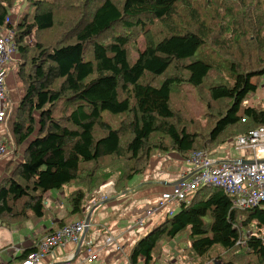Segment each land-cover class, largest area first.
I'll return each mask as SVG.
<instances>
[{
  "label": "trees",
  "instance_id": "16d2710c",
  "mask_svg": "<svg viewBox=\"0 0 264 264\" xmlns=\"http://www.w3.org/2000/svg\"><path fill=\"white\" fill-rule=\"evenodd\" d=\"M20 1L0 0V37L14 33L24 85L14 143L30 141L0 180V224L42 217L45 194L60 189L82 220L102 183L124 192L153 156L214 152L264 126V110L242 107L264 75V0H25L13 23ZM205 45L226 76L191 59ZM184 87L205 101L201 117ZM176 239L186 264H264V207L238 210L202 186L135 243L129 263L155 264Z\"/></svg>",
  "mask_w": 264,
  "mask_h": 264
},
{
  "label": "crops",
  "instance_id": "0c3cea01",
  "mask_svg": "<svg viewBox=\"0 0 264 264\" xmlns=\"http://www.w3.org/2000/svg\"><path fill=\"white\" fill-rule=\"evenodd\" d=\"M18 63L19 55L14 52L3 66L6 72L4 87L8 101L7 116L0 123V138L3 140L13 136L12 125L17 105L24 95V85L17 74ZM8 149L10 148L7 146V152L0 158V178L6 175V168L16 153L13 149L12 155H9L11 153ZM219 152L209 154L219 161L232 159L229 150ZM190 169L185 159L177 153L153 156L143 173L129 181L127 189L132 190L130 193L116 199L114 197L117 194L114 193L108 201L96 206L85 234V239L94 243V258L86 261L88 255L82 249L71 264H130L129 253L145 234L142 230L147 226L154 227L161 219L170 216V212L175 213L179 206L168 204L164 210L152 213L148 217L146 212L159 205L163 193L171 191L179 180L188 177ZM43 205L42 217H32L21 226L0 224V264H23L25 261L21 262L19 257L25 249L37 245L59 228L80 221L69 216L70 206L67 202V191L64 189L46 193ZM138 219H142V227L135 225ZM107 237H111L112 242L107 243ZM169 245L165 247L169 249L168 251L164 249L166 252H163L164 256L161 258L162 254L157 259L162 260V264L176 261L180 252L173 243L171 248ZM76 248L75 244L66 243L53 249L34 264H64L74 255Z\"/></svg>",
  "mask_w": 264,
  "mask_h": 264
},
{
  "label": "built area",
  "instance_id": "2783aa9c",
  "mask_svg": "<svg viewBox=\"0 0 264 264\" xmlns=\"http://www.w3.org/2000/svg\"><path fill=\"white\" fill-rule=\"evenodd\" d=\"M14 33L6 30L0 37V123L7 116L8 101L4 81L6 72L4 64L9 56L16 52L13 41ZM231 143L236 150L249 151L252 154V163H241L240 160L212 158L208 151H198L185 158V162L190 166V175L181 183L172 187L171 191L161 195V201L155 209L148 210L146 216L164 210L168 204L186 202L189 196L205 185H215L220 187L232 198V206L238 210H244L264 204V126H259L248 130L246 133L234 138ZM7 152V142L0 138V158ZM247 161L246 159H242ZM114 183L105 181L96 192L95 199L88 202L83 207V219L67 226H63L52 232L38 243L37 251L30 255L23 264L37 263L46 254L66 243L79 244L80 237L86 225L85 219L90 210L100 203L106 202L114 193ZM169 215H173L170 212ZM137 227L143 226L142 219L135 222ZM111 237L106 238V242H112ZM93 241L84 238L81 248L87 253V260L94 258ZM74 264V263H73ZM168 264H186L181 261L178 254L176 261ZM203 264H214L205 262Z\"/></svg>",
  "mask_w": 264,
  "mask_h": 264
},
{
  "label": "rangeland",
  "instance_id": "374dc122",
  "mask_svg": "<svg viewBox=\"0 0 264 264\" xmlns=\"http://www.w3.org/2000/svg\"><path fill=\"white\" fill-rule=\"evenodd\" d=\"M26 1L25 0H21L19 5L16 6L12 11H11V15H12V22L14 23L13 19H17L18 15L20 13H22L26 8ZM26 42L28 44H33V36H30L26 39ZM141 47V46H140ZM192 60H199L202 61L208 65H219V72H223L224 75L226 76L227 74V70L225 71V69L228 68L227 65V61L220 57L217 53H215L214 51H212L211 49H209L207 47V45L202 46L195 54V56L193 58H191ZM225 71V72H224ZM225 79V77L223 78ZM223 79H219V83H223ZM213 81V80H212ZM211 81V82H212ZM205 89H208V85L207 83L204 85ZM184 91L186 93V95L189 98V105L190 108L192 110V112L197 116V117H201L205 112H206V105H205V101H203L200 96L197 94V92L191 88V87H184ZM254 106H259L262 110H264V75L261 77V79L259 80V86L257 88V90L250 94L242 103V107L243 108H247V107H254ZM30 141V139L27 140L26 143H24L21 146H16L14 143V139L13 136L12 138H8L5 139V142H7V146L10 148L8 149L9 152L11 153V151L14 149L16 151V153L14 154V156L11 157L10 160V164L8 167V169H11L8 174H6L5 176L7 177L8 175H10L9 173H11L12 169L20 162H22V152L24 150V148L26 147V145L28 144V142ZM225 150H229L230 154L232 155V159L231 160H239V159H246V160H252V154L249 151H242V150H236L235 147L233 146L232 143H227L217 149H215V152H212V154H219V151H225ZM9 155H12L9 154ZM12 165V167L10 166ZM7 172V170H6ZM5 176H1L0 180L2 178H4ZM107 181H112L114 183V180L109 179ZM103 184V183H102ZM100 187V186H99ZM129 191L128 193H130L132 190L126 189L125 191ZM127 193V194H128ZM121 194V193H120ZM261 207H264V204L261 205ZM164 220L161 219V222ZM160 222V223H161ZM159 224V223H158ZM156 224V225H158ZM156 225L154 227H156ZM154 227H149L147 226L145 229L142 230L143 233H145L144 235H146L148 232H150ZM143 235V236H144ZM180 238V237H179ZM141 239V238H140ZM178 244L179 248L181 250L185 249L187 246V242L183 241L180 242L179 239H176L174 241V245ZM171 248V244L169 245ZM169 249L165 248V251H168ZM164 251V252H165ZM219 251L218 248H215L214 252L217 253ZM166 253V252H165ZM164 256V254L161 256V258ZM162 260H157L155 264H162L161 262Z\"/></svg>",
  "mask_w": 264,
  "mask_h": 264
},
{
  "label": "water",
  "instance_id": "95a60500",
  "mask_svg": "<svg viewBox=\"0 0 264 264\" xmlns=\"http://www.w3.org/2000/svg\"><path fill=\"white\" fill-rule=\"evenodd\" d=\"M240 162H241V163H252L253 161H248V160H247V161H244V160H240ZM187 178H188V177L182 178V179L179 180L176 184L181 183L182 181H184V180L187 179ZM128 192H129L128 190H127V191H124V192H122L121 194H118L117 196H115L114 198L116 199V198H118L119 196H121V195H125V194L128 193ZM107 201H108V200H107ZM103 203H105V202H103ZM103 203H101V204H103ZM95 208H96V206L93 207V208L90 210V212L88 213V215H87V217H86V219H85V225H86V228H85L84 232L82 233V235H81V237H80V241H79V244L77 245V248H76V251H75L74 255L70 256V258H68L64 264H71V263L74 262V260H76V258L79 256V253H80V250H81V245H82V242H83V240H84V238H85V234H86V232H87V230H88V227H89V224H90V218H91L92 212L94 211Z\"/></svg>",
  "mask_w": 264,
  "mask_h": 264
}]
</instances>
